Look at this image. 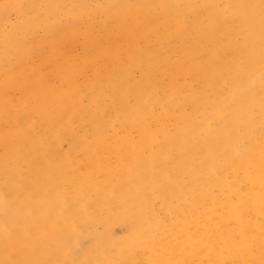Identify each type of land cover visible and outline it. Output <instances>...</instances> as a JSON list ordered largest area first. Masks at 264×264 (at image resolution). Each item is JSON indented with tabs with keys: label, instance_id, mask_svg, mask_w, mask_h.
<instances>
[{
	"label": "bare ground",
	"instance_id": "bare-ground-1",
	"mask_svg": "<svg viewBox=\"0 0 264 264\" xmlns=\"http://www.w3.org/2000/svg\"><path fill=\"white\" fill-rule=\"evenodd\" d=\"M220 1L216 7L208 0H124L105 18L120 47L116 42L92 55L84 45L83 66L90 73L84 105L88 122L93 123L92 115L95 121L110 111L134 114L138 106L139 131L171 132L161 136L159 162L156 153L144 152L146 175L156 184L143 219L153 228L154 218L162 225L166 214L173 216V235L158 239L157 248L145 253L136 241L115 239L110 246H95L89 236L91 244L82 253L70 248L55 258H71L70 264H264V0ZM79 28L65 32L84 37ZM59 36L44 47L51 67L72 62L60 49ZM21 47L16 48L20 58L25 54ZM137 74L141 79L151 76L152 84L142 89ZM164 82H174L175 89L162 92ZM5 106L0 104V116ZM22 124L29 129L34 125ZM119 125L122 131L126 122ZM170 147L187 155L185 174L164 169ZM129 175L123 171V178ZM67 178L77 189L76 198L82 197L84 187L74 169ZM93 200L83 205L89 212ZM69 205L61 201L59 215L69 213ZM56 221L49 216L47 227ZM24 229L17 243L30 237L35 240L26 243L38 245L40 234ZM158 235L148 236L151 244ZM55 258L47 264H56ZM4 261L0 257V264Z\"/></svg>",
	"mask_w": 264,
	"mask_h": 264
},
{
	"label": "rangeland",
	"instance_id": "rangeland-1",
	"mask_svg": "<svg viewBox=\"0 0 264 264\" xmlns=\"http://www.w3.org/2000/svg\"><path fill=\"white\" fill-rule=\"evenodd\" d=\"M122 1L0 0V104L6 105L5 115L0 116L2 264H47L61 250L70 248L79 254L91 244L89 236H94L95 246H110L115 239L136 241L145 253L157 248L158 239L173 235V216L166 214L162 225L154 218L153 228L143 219L144 212L151 208L156 184L146 175L144 152L156 153L155 161L159 162L164 152L161 136L171 134L169 129L162 134L147 127L139 131L142 124L135 114L138 106L133 107L134 114L110 111L105 117L98 115L95 121L92 115L93 123L88 122L84 107L90 74L83 66L84 45L92 55L116 42L120 47L119 38L112 36V24L109 26L105 18ZM208 2L216 7L222 5L220 0ZM239 7L243 9L242 3ZM74 26L80 27L85 36L65 32ZM58 35L64 40L60 49L72 62H57L51 67L44 47ZM134 39L139 48V38ZM20 46L25 51L21 58L16 50ZM77 62H82V66ZM98 64L102 70V62ZM136 80L142 89L152 84L149 75L141 79L137 74ZM164 85L162 92L175 89L174 82ZM103 92L109 93L107 88ZM122 122L126 126L120 131ZM22 123L34 125L29 129ZM167 156L166 171L175 168L179 175L188 171L184 152H173L170 147ZM70 169L75 170L84 187L82 197L74 195L77 189L67 178ZM124 170L130 173L126 178ZM164 182L165 178L163 185ZM86 200L94 201L93 212L83 207ZM61 201L70 204L69 213L59 215ZM80 212L85 215L80 216ZM86 213L91 215L83 221ZM51 215L57 221L47 227ZM76 221L78 227L74 226ZM25 227L40 234L38 245L27 244L35 240L30 237L17 243V234L22 229L25 232ZM151 234H159L152 244L148 240ZM32 244L36 248L28 249L27 245ZM55 259L56 264L71 262L65 256Z\"/></svg>",
	"mask_w": 264,
	"mask_h": 264
}]
</instances>
